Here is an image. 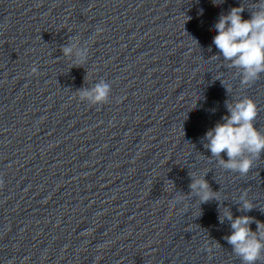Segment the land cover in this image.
Wrapping results in <instances>:
<instances>
[{"label": "clouds", "instance_id": "1", "mask_svg": "<svg viewBox=\"0 0 264 264\" xmlns=\"http://www.w3.org/2000/svg\"><path fill=\"white\" fill-rule=\"evenodd\" d=\"M252 9L249 19L242 17L243 5L231 8L226 15L221 14L214 26L212 41L217 58L222 59L229 67L238 69L241 84L245 85L255 82L264 73V0H257ZM101 31L102 29H97V33ZM73 48L74 46H64L62 51L65 56H69ZM76 55L78 59L74 66H79L84 62L85 51H77ZM31 71L36 73L37 68L33 67ZM110 91L111 86L101 81L91 89L81 90L79 97L93 105H99L107 102ZM226 107L229 115L223 116V122L206 132L205 147L210 157L218 158L222 167L247 175L253 167V158H259L264 152V132L254 126L258 115L257 105L251 98L245 97L234 103H227ZM222 154H226L227 160ZM2 186L3 180H0V187ZM189 187L200 203L217 199L216 193L203 178H193ZM245 197L246 193L241 196V208L243 211H251L254 204ZM177 202L179 201H174L173 206ZM225 218L231 222L232 232L225 239L232 246L233 252L241 258L243 264H256L264 255V222L255 221L254 217L248 215L234 218L227 209L220 217V222L223 223ZM253 222L257 226L255 231L250 227Z\"/></svg>", "mask_w": 264, "mask_h": 264}]
</instances>
